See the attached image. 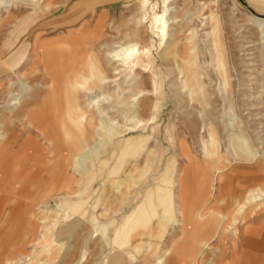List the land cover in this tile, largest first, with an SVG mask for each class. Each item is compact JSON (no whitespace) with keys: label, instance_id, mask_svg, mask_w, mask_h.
I'll list each match as a JSON object with an SVG mask.
<instances>
[{"label":"rangeland","instance_id":"rangeland-1","mask_svg":"<svg viewBox=\"0 0 264 264\" xmlns=\"http://www.w3.org/2000/svg\"><path fill=\"white\" fill-rule=\"evenodd\" d=\"M259 19L264 20V0H0V131H17L5 153L6 177L13 182L0 194V264H109L117 232L125 238L118 249L123 264H162L185 236L180 179L186 171L196 176L185 190L199 210L195 224L212 213L222 215L196 264H264ZM50 53L64 61L56 68L62 76L80 78L97 66L106 80L103 89L78 79L72 90L74 107L92 113L95 124L108 125L102 124L104 152L89 163L88 174L75 163L73 150L70 166L60 154L49 166L42 155L25 171L18 156L8 164L9 152L26 140L55 157L31 124L36 117L28 122L13 102L27 85L51 94ZM94 96L99 106L91 105ZM47 105V118H58L54 102ZM127 140L140 147L138 153L129 151ZM167 168L177 222L163 230L159 208L146 225L129 224L125 235L126 220ZM12 183L21 196L14 195Z\"/></svg>","mask_w":264,"mask_h":264},{"label":"bare ground","instance_id":"bare-ground-1","mask_svg":"<svg viewBox=\"0 0 264 264\" xmlns=\"http://www.w3.org/2000/svg\"><path fill=\"white\" fill-rule=\"evenodd\" d=\"M259 21L261 27L264 26V20L259 19ZM29 22H31V20H28L27 23ZM172 45H174V42ZM127 50L128 49L123 48L121 52ZM47 55L46 57L48 61L47 63L48 69H52L50 71V74L52 76L51 94L49 95L43 94L42 92L37 90L38 88L35 87L34 85H27L23 89V96H21V98L19 99L15 98V100L13 101L14 105L16 106L14 108H18L19 113L20 112L21 114L23 113V116L27 118L28 122L31 121L29 118L30 115H35V114L38 115L36 119H33L34 121L31 122V124L33 125L34 128L38 129L40 133H42V135L45 137L46 142L49 144V146L52 147V152L55 155V157L54 156L50 157V153L48 155L43 154L45 155L44 156L45 160L43 161L47 162L46 163L47 166L51 165L53 161L54 162L58 161V158H56V156L58 157V154H60L59 155L60 160L63 159V162L65 161V164L67 166H70V151L73 150L77 154L74 159L75 163L77 165L83 166L82 172L88 174L90 170H93L92 164L98 162L99 160L98 154L104 152L105 142L101 140V137L105 135L103 134L102 124L107 125V123L106 120H104L102 123L95 124L96 122L94 121L92 113L84 114L83 112H81L80 109L74 107L75 93L72 92V90L77 87L75 86L74 83L78 79H84L86 82L91 81V84L87 83L88 84L87 87L89 88L93 87V88H103V89L106 86V80L103 78L101 71L97 66L90 67L88 75L82 76L80 78L76 77L71 79L70 77L62 76V72L57 71L56 68L62 66L64 61L62 62L59 61L61 60V58L57 59L55 53H50ZM59 72H61V75ZM63 79H66L65 86L63 88H60L59 83ZM98 97L94 96L90 99L91 105L99 106L100 101L98 100ZM51 101L54 102V104L56 105L55 107H57V110L59 112L58 118L54 117V119L53 118L48 119L47 118L48 115H46V113H43L44 111H46L48 102ZM59 101H62V103H60L59 105L56 104V102ZM137 113L138 110L134 111L132 113L131 118L135 117ZM127 131L131 132L130 129H127ZM16 132L17 131L11 126L9 127L3 126L0 131V194H3L4 191L7 189L5 183L10 185V183L13 182L12 179L8 178L11 175H8L6 177V172L8 171V169H5L7 167L6 166L7 159L5 153H7L9 149L13 147L17 135ZM95 133H97L98 135L95 136ZM109 133H110L109 135H111L112 129L109 130ZM126 142L130 145V149H129L130 152L132 153L139 152L140 147L137 144H134L135 142L133 143L132 140H127ZM31 143L32 141L26 140L21 145V149L24 150L25 148H27L34 150L37 144L35 142L36 145L35 146L33 143H32L33 145ZM43 151L44 153L49 152L44 148ZM211 152L212 151H208L207 153H211ZM224 160H226V162L228 163L227 159ZM38 162L39 161H37V163ZM85 164L86 165L88 164L87 165L88 171L86 172L83 171L85 168L84 166ZM10 170L11 168L9 169V171ZM51 174L52 173L50 172V175ZM18 177L15 176L14 180H18L20 178ZM53 177H54V173H53ZM67 177L69 178V179L67 178L69 180L68 183H70V176L67 175ZM192 177H196V176H194V174H191L189 171L188 172L186 171L182 179H180V191H181L180 198L182 200L181 215L183 218V224H184L183 227L185 230V236L183 242L178 245L177 249L169 252L166 258L161 259L160 262L162 264H189L188 263L189 260H192V264L198 263L197 260L199 259H197L198 258L197 256L199 255L200 251L209 244L211 236L213 235L214 232H216V230L219 227L220 218L222 217V215L221 217H219L215 213H212L210 218H208L207 220L199 221L198 225H196L195 222L193 221L194 219H199V215H200L199 210L198 208H196V206H192V204L189 203L190 200L185 198V190L187 189V187L189 189V185L187 184L188 183L187 181H189ZM12 185H13L14 193H16L14 195L21 196L23 194V191L19 190L18 188L19 185L21 186V182L18 183V186L16 185L17 187L14 185V183H12ZM172 185H173V181H172L171 172L170 169L167 168L163 176L151 184V187L147 190L146 198L143 200L138 210L133 212L132 216H130L126 220L125 222L126 228L124 227L125 235H127L129 232L128 231L129 224L132 226L135 223L140 222L141 224L144 225L145 223H147V221L150 218H152L156 214V212H158L159 208L162 211V219H165V222L162 223L163 230H166L167 227L177 222L173 213ZM254 193L255 191L249 193L248 201L250 202L254 201V198L252 197ZM66 204L70 206V202L68 200L66 201ZM240 214H241L240 210L237 211V215L239 216ZM223 219H229V216H225L223 217ZM147 242L148 243L150 242L149 238L147 239ZM105 243L108 244V239L105 240ZM117 243L118 245H116ZM124 244H125V238L123 233L117 232L113 242V251H114L112 257L113 261L110 262L109 264H123V254L118 249L124 247ZM78 262L76 264H78Z\"/></svg>","mask_w":264,"mask_h":264},{"label":"crops","instance_id":"crops-1","mask_svg":"<svg viewBox=\"0 0 264 264\" xmlns=\"http://www.w3.org/2000/svg\"><path fill=\"white\" fill-rule=\"evenodd\" d=\"M18 42V38L15 37V40L13 43H17ZM13 43L7 48V50L10 52V50L12 49V45ZM11 47V48H10ZM48 107V105H47ZM50 112V111H49ZM52 112V111H51ZM48 115V114H47ZM51 115V114H50ZM30 116H34L37 118V114L35 115H30ZM49 117V115L47 116ZM51 117V116H50ZM33 120V119H32ZM36 138L39 139V136H36ZM37 146L35 147L34 151L33 152H25V151H22L21 148H18L17 150H13L12 152H9V157H8V162H9V167H10V164L13 163V159L12 156L15 155V156H18L20 159L22 158V162L21 160L20 161V164L22 163L20 169L22 170H27L28 169V165H32L33 162H37L39 160H41V157L43 154H47V153H44L43 151V147L40 143H36ZM40 145V147H39ZM45 149V148H44ZM38 151V152H37ZM47 167V166H46ZM39 170V169H38ZM41 181V180H40ZM10 197V196H9ZM20 203H22V200L19 201ZM24 202V201H23Z\"/></svg>","mask_w":264,"mask_h":264}]
</instances>
